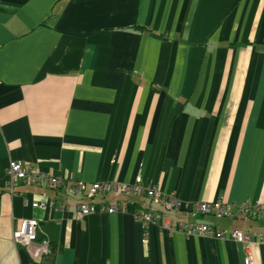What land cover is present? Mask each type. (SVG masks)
Returning a JSON list of instances; mask_svg holds the SVG:
<instances>
[{"label":"crops","instance_id":"1","mask_svg":"<svg viewBox=\"0 0 264 264\" xmlns=\"http://www.w3.org/2000/svg\"><path fill=\"white\" fill-rule=\"evenodd\" d=\"M143 28L144 30H139ZM65 179L8 187V167ZM264 206V0H0V264H264V243L144 229L172 223L264 235V220L192 216L76 181ZM46 197L54 206L32 207ZM79 202L124 214L76 215ZM38 221L34 260L15 244Z\"/></svg>","mask_w":264,"mask_h":264},{"label":"built area","instance_id":"2","mask_svg":"<svg viewBox=\"0 0 264 264\" xmlns=\"http://www.w3.org/2000/svg\"><path fill=\"white\" fill-rule=\"evenodd\" d=\"M9 182L8 187L10 192L14 193L15 186L19 184H31L35 186H43L47 188H61L65 186L66 180L60 177L53 176L48 172H39L32 168L25 167L20 161H11L8 167ZM110 193L115 194H133L140 197H147L164 209L167 210H182L190 213L192 216H215L224 219H251V220H264V206L259 202L245 201L241 204L229 205L222 200L212 202H199L188 208L186 204L182 203L176 196H166L154 187H147L142 182L141 178L132 184H119V183H93L91 185L82 181H76L72 189V194L78 196L94 197L97 195H107ZM53 202H48L45 196L42 201L32 204L33 208L45 209L48 206H54ZM126 206L123 202H117L109 206H97L95 204H88L79 202L76 207V215L79 218H84L93 214H124ZM135 217L143 225L144 229H148L151 225H157L161 229L170 233H180L185 236H206L217 240L231 239L234 242L244 243L247 245L252 244L254 241L259 240L264 243V235L247 234L238 230H231L225 232L213 226L196 222H178L172 223L163 213L153 210L136 211ZM38 221L35 219L23 220L20 227L14 232L13 240L15 244L23 246L32 255L34 260H39L41 255L48 251L49 244L47 241L38 242ZM246 264H252L251 258L247 259Z\"/></svg>","mask_w":264,"mask_h":264},{"label":"trees","instance_id":"3","mask_svg":"<svg viewBox=\"0 0 264 264\" xmlns=\"http://www.w3.org/2000/svg\"><path fill=\"white\" fill-rule=\"evenodd\" d=\"M139 30H142L143 31L144 29L143 28H139Z\"/></svg>","mask_w":264,"mask_h":264}]
</instances>
